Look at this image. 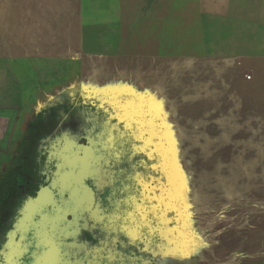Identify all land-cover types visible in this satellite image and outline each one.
<instances>
[{
  "label": "rangeland",
  "instance_id": "1",
  "mask_svg": "<svg viewBox=\"0 0 264 264\" xmlns=\"http://www.w3.org/2000/svg\"><path fill=\"white\" fill-rule=\"evenodd\" d=\"M79 126L114 176L84 262L264 264V0H0V232Z\"/></svg>",
  "mask_w": 264,
  "mask_h": 264
},
{
  "label": "flooded vegetation",
  "instance_id": "2",
  "mask_svg": "<svg viewBox=\"0 0 264 264\" xmlns=\"http://www.w3.org/2000/svg\"><path fill=\"white\" fill-rule=\"evenodd\" d=\"M47 138L28 163L29 174L12 201V214L3 220L6 229L3 228L0 232V252H6V244L16 251L6 261V257L0 254V264H87L82 258L88 247L85 235L96 237L95 233L101 224L111 220V214L104 210L106 198H102L104 191L114 185V176L110 170L108 172L110 161L107 141L99 139V134L81 126L73 130L61 128ZM84 146H90L92 154H84L81 151ZM77 158L73 176L65 180L64 186L57 190L56 186L51 185L52 181L59 185L60 172H68L73 168L65 163ZM81 165L86 169L87 177L80 173ZM56 168L59 169L58 172ZM81 175L82 184L92 190L91 196L86 200L83 187L77 182L74 188L78 187L79 193L74 197L70 195L73 179L80 178ZM44 185L51 189L49 193L55 203H39L37 209L33 207L35 202L32 203V200ZM49 193L45 189L41 194L47 202L50 201ZM28 200L32 207L28 205L23 210V202ZM27 215L31 218L28 231H25L26 226L23 225L10 237L8 233L14 223H18L22 216V224ZM43 255H47L51 263L49 260L44 263Z\"/></svg>",
  "mask_w": 264,
  "mask_h": 264
},
{
  "label": "water",
  "instance_id": "3",
  "mask_svg": "<svg viewBox=\"0 0 264 264\" xmlns=\"http://www.w3.org/2000/svg\"><path fill=\"white\" fill-rule=\"evenodd\" d=\"M81 147V146H80ZM84 154H92V150L90 149V146H84L83 147V149L81 150ZM78 153V152H77ZM90 156V155H89ZM78 159L79 158H77V159H75L73 162L72 161H67L66 163H65V165L66 166H72L73 168H70V170L71 171H68V172H66V171H63L62 173L60 172V174H59V177H58V180L60 181V184L59 185H57L56 184V182H54V181H52V183H51V185L52 186H56L57 187V190H60V188L62 187V185L64 186V182H65V180H67V179H70L72 176H73V174H74V170H75V168L77 167L76 166V161H78ZM81 163H83L82 161H81ZM58 167H60V165L58 166ZM58 168H56V172H58ZM80 173L84 176V177H87L86 175H85V173H86V169H84L83 168V165H81V168H80ZM82 175H81V177L80 178H77V179H73V183H71L72 184V186H73V189H72V191L70 190V192H71V197H74V195H77L78 193H79V188L78 187H75L74 188V186H75V182H77L81 187H83V193L85 194V200L86 199H88L90 196H91V194H92V190H91V188L90 187H88V186H86V185H84V184H82V180H83V178H82ZM46 189V191L49 193L50 192V190L51 189H49L48 188V186H42L40 189H39V191L37 192V196H36V198H34L33 200H32V203H33V201L35 202L34 203V205H33V207H38V205H39V203H55V199H53V196H52V194H50L49 193V198H50V201L49 202H46L43 198H41V194H43V190H45ZM35 204H37V205H35ZM30 206V201L28 200V201H24L23 202V206H22V209L24 210L27 206ZM30 207H32V206H30ZM38 209V208H37ZM22 212V211H21ZM21 218H22V216L19 218V222L18 223H14V225H13V228L11 229V231L8 233V235L10 236V237H13V235H14V233H15V230H19V227H22L23 225H25L26 227V229H25V231L27 230L28 231V228L30 227V220H31V218H30V216H26L25 217V219H24V222L22 223V224H20V220H21ZM22 229H20V231H21ZM21 232H23V234H25V232H24V230H22ZM10 245V244H9ZM4 249H5V253H1L0 252V254L3 256V257H6L5 258V261L7 260V258L9 257V256H11L16 250H15V248H10L7 244H6V246L4 247ZM44 257H43V259H44V263L46 262V261H48L49 260V257L47 256V255H43ZM49 262H50V260H49ZM51 263V262H50Z\"/></svg>",
  "mask_w": 264,
  "mask_h": 264
},
{
  "label": "crops",
  "instance_id": "4",
  "mask_svg": "<svg viewBox=\"0 0 264 264\" xmlns=\"http://www.w3.org/2000/svg\"><path fill=\"white\" fill-rule=\"evenodd\" d=\"M0 146H2V147H4V148L7 147L6 143H2L1 139H0Z\"/></svg>",
  "mask_w": 264,
  "mask_h": 264
},
{
  "label": "bare ground",
  "instance_id": "5",
  "mask_svg": "<svg viewBox=\"0 0 264 264\" xmlns=\"http://www.w3.org/2000/svg\"><path fill=\"white\" fill-rule=\"evenodd\" d=\"M171 185V184H170ZM42 198V197H41ZM46 202H47V200H45ZM48 201H49V199H48ZM30 207V206H29Z\"/></svg>",
  "mask_w": 264,
  "mask_h": 264
},
{
  "label": "built area",
  "instance_id": "6",
  "mask_svg": "<svg viewBox=\"0 0 264 264\" xmlns=\"http://www.w3.org/2000/svg\"><path fill=\"white\" fill-rule=\"evenodd\" d=\"M250 77V75H247V78H249Z\"/></svg>",
  "mask_w": 264,
  "mask_h": 264
}]
</instances>
